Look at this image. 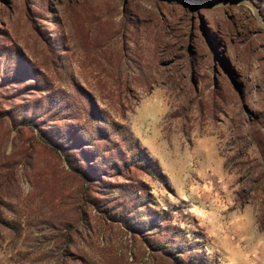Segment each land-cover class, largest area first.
Wrapping results in <instances>:
<instances>
[{
	"label": "rangeland",
	"instance_id": "rangeland-1",
	"mask_svg": "<svg viewBox=\"0 0 264 264\" xmlns=\"http://www.w3.org/2000/svg\"><path fill=\"white\" fill-rule=\"evenodd\" d=\"M0 264H264V0H0Z\"/></svg>",
	"mask_w": 264,
	"mask_h": 264
}]
</instances>
